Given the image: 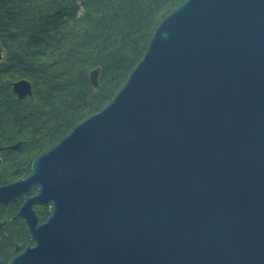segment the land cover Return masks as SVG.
<instances>
[{
    "label": "water",
    "instance_id": "obj_1",
    "mask_svg": "<svg viewBox=\"0 0 264 264\" xmlns=\"http://www.w3.org/2000/svg\"><path fill=\"white\" fill-rule=\"evenodd\" d=\"M32 185L16 215L34 244L5 264H264V0L181 2L111 99L0 202Z\"/></svg>",
    "mask_w": 264,
    "mask_h": 264
},
{
    "label": "trees",
    "instance_id": "obj_2",
    "mask_svg": "<svg viewBox=\"0 0 264 264\" xmlns=\"http://www.w3.org/2000/svg\"><path fill=\"white\" fill-rule=\"evenodd\" d=\"M184 0H0V143L28 151L100 109L141 58L157 22ZM100 67L94 88L88 72ZM24 77L32 99L5 78ZM1 181V178H0Z\"/></svg>",
    "mask_w": 264,
    "mask_h": 264
},
{
    "label": "flooded vegetation",
    "instance_id": "obj_3",
    "mask_svg": "<svg viewBox=\"0 0 264 264\" xmlns=\"http://www.w3.org/2000/svg\"><path fill=\"white\" fill-rule=\"evenodd\" d=\"M30 172L31 165L29 171L25 174L17 173L18 178L26 176ZM37 192L38 185H32L28 193L19 194L6 202H0V260L4 264L27 245L32 246L34 244L30 237L25 217L17 216L16 214L25 198ZM31 208L38 215L39 223H43L50 214L49 206L46 204L34 202Z\"/></svg>",
    "mask_w": 264,
    "mask_h": 264
},
{
    "label": "rangeland",
    "instance_id": "obj_4",
    "mask_svg": "<svg viewBox=\"0 0 264 264\" xmlns=\"http://www.w3.org/2000/svg\"><path fill=\"white\" fill-rule=\"evenodd\" d=\"M183 2V1H182ZM179 5V4H178ZM177 5V6H178ZM176 6V7H177ZM175 7V8H176ZM174 8V9H175ZM173 10V9H172ZM171 10V11H172ZM169 11V12H171ZM168 12V13H169ZM168 13H166L164 16H166ZM163 16V17H164ZM161 17L160 20L163 18ZM159 20V21H160ZM159 21L157 22V24L159 23ZM157 26V25H156ZM155 29V28H154ZM152 35V34H151ZM151 37V36H150ZM149 42V41H148ZM2 46V45H1ZM148 46V45H147ZM3 48V47H2ZM4 54H5V51L3 50V53H2V59L4 57ZM143 55V54H142ZM142 57V56H141ZM2 59L0 60V62L2 61ZM138 62V61H137ZM136 62V63H137ZM98 67V66H96ZM96 67H93L92 69L96 68ZM134 67V66H133ZM100 69V67H98ZM90 69V70H92ZM89 70V71H90ZM131 71V70H130ZM89 73V72H88ZM99 73H100V70H99ZM128 75V74H127ZM89 76V75H88ZM127 77V76H126ZM20 78H24V77H20ZM20 78H5L4 81L5 83H7L9 86H11L10 83L6 82V80H10V81H16ZM26 79V78H25ZM27 80V79H26ZM126 80V78H125ZM124 80V81H125ZM29 81V80H28ZM30 83V81H29ZM98 83H99V77H98ZM124 83V82H123ZM122 83V84H123ZM31 85V83H30ZM122 86V85H121ZM120 86V87H121ZM119 87V88H120ZM119 88L117 90H119ZM11 91H12V87L10 88ZM117 90L114 92V94L117 92ZM31 91H32V86H31ZM13 92V91H12ZM14 93V92H13ZM15 94V93H14ZM113 94V95H114ZM112 95V96H113ZM16 96V94H15ZM111 96V97H112ZM17 97V96H16ZM29 96H24L22 98H19V99H25ZM33 97V93H32V96L29 97V99H32ZM18 98V97H17ZM111 99V98H110ZM109 99V100H110ZM108 100V101H109ZM107 101V102H108ZM106 102V103H107ZM105 103V104H106ZM104 104V105H105ZM103 105V106H104ZM99 110V109H98ZM96 112V111H95ZM94 113V112H93ZM90 115V114H89ZM88 116V115H87ZM84 119V118H83ZM81 121V120H80ZM77 124V123H76ZM75 124V125H76ZM74 125V126H75ZM72 129V128H71ZM70 129V130H71ZM69 130V131H70ZM68 131V132H69ZM65 135V134H64ZM62 137V136H61ZM60 137V138H61ZM28 140H30V138H27L26 136H23V135H20L18 137H14L13 140L11 141H8V142H2L0 143V178H1V181H0V185H4V184H9V183H12L14 181H18L26 176H22L20 178H18V174L17 173H21V174H25L26 172L29 171L30 169V165L33 161V159L41 152L49 149L50 147H52L57 141H54V142H49L47 143L45 146L43 147H39V148H36L34 149L33 151H28V148L31 146V144H28ZM19 143L15 146H13L14 144L16 143ZM2 159V160H1ZM23 171V172H22ZM19 210V209H18ZM21 234H22V230H21ZM12 259V258H11Z\"/></svg>",
    "mask_w": 264,
    "mask_h": 264
}]
</instances>
